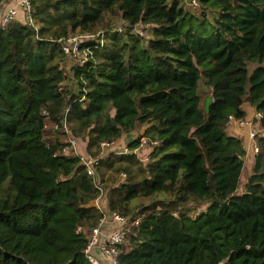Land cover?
<instances>
[{
	"label": "trees",
	"instance_id": "obj_1",
	"mask_svg": "<svg viewBox=\"0 0 264 264\" xmlns=\"http://www.w3.org/2000/svg\"><path fill=\"white\" fill-rule=\"evenodd\" d=\"M30 1L32 24L0 29V264H91L99 191L72 137H52L64 121L89 138V153L146 127L144 180L102 183L103 209L140 220L120 264H264V119H254L260 152L243 193L246 151L226 132L245 104L264 113V0H198L199 15L184 7L195 0ZM113 11L128 30L96 31ZM140 26L148 40L132 33ZM103 32L112 45L80 41L93 55L70 76L68 39ZM140 145L129 143L119 172L130 176ZM189 205L207 210L193 217Z\"/></svg>",
	"mask_w": 264,
	"mask_h": 264
},
{
	"label": "rangeland",
	"instance_id": "obj_2",
	"mask_svg": "<svg viewBox=\"0 0 264 264\" xmlns=\"http://www.w3.org/2000/svg\"><path fill=\"white\" fill-rule=\"evenodd\" d=\"M2 1H4L5 3L3 5L0 4V6H1L0 7V13H1L0 20H1V22H2L3 17L5 15H7L9 11H12V10H14L16 13L13 21L14 20H16V21L21 20V18L19 17L20 14L23 15V18L26 19L25 13L23 11V7L20 5L21 0H16V7L12 10H7L5 8L7 7V2L13 3L14 0H0V3ZM195 2L197 3V5L195 4ZM184 7L186 10L190 11L191 13H195L198 15L201 12H203V8L200 6V3L198 0H195L192 3L188 2L184 5ZM1 22H0V29L5 28L2 26ZM128 27H129V24L123 19L122 15L120 13H118L117 11H113V12L107 13L104 16L103 21L97 26L96 31H105V32H108L110 35H112L113 33H116V32L124 34L128 30ZM131 31L133 34L140 36L144 40H148L150 38L151 32H150L148 27L146 29H143L140 26V27H138V29L137 28H134L133 30L131 29ZM105 32H103L104 35L106 34ZM98 35L99 34H96V35H92V34L76 35V36L70 37L68 40L77 39V42H79V44H80V41L83 40L84 41L83 45H84L85 41H91L93 39L92 36L98 38ZM100 37L106 38V42H105L106 46L112 45L113 41L111 40V38H108L109 36H102L101 35ZM80 47L83 49L82 44H80ZM81 58L82 59L84 58L83 53H82V56H79L76 59H81ZM66 60H67L66 63L68 64L67 72L70 76H72L73 65L79 63V60H71L70 58L66 59ZM72 79H73V77H72ZM244 109L246 110V117L244 120H246V121L254 120V118L256 117V111L254 110V108L251 107L249 104H245ZM50 123H51L50 121L47 122L48 127H50ZM53 127H54L53 129H55L56 125H53ZM69 128H70V125H69ZM69 128H68V126H66L63 130L58 129V131H56V133H52L53 129H49L48 131H51L50 133H52V137L61 138L65 143L68 141L69 138L72 137V139H73L72 145L75 146V149L77 150L78 154L81 157H83V156L84 157H86V156H89V157L99 156V158L103 159V160L111 159L112 160V166L107 165V164H102L99 170L96 169L98 179L103 183V185L108 189V191L110 189L116 187V186L118 187V185L126 183L127 181H131L134 183H140L144 180V178H145L144 176L147 174L146 171H147V165H148V160H149V156H150V151L153 150L152 144L148 145L149 148H147L146 145L144 144V141L148 140L147 138L144 139L142 137V135L144 136V133L146 131V127L143 128L142 131L137 133V134H133V135H129V136L125 135L122 139L114 142V144L108 145V143H104V145L102 146V144H103L102 143L101 146H94L91 149V153H89V151H88V147L90 145L89 138L84 139L85 134L80 135V136H76L72 132H70ZM253 128L256 131H258V133H260V131H262L260 124L254 123ZM76 129H77V133L80 134L81 133L80 127L76 126ZM251 129H252V127H251ZM246 131H249V129L247 128ZM83 136H84V138H83ZM136 139H141V145L139 148L140 151H138V155H137L138 161L140 163L137 162L135 165L130 167L131 174H130V176H128L124 172H119V171H121L120 167H122V163L119 162V159H120V157H123L122 156L123 153H126V150L129 147V143L133 140H136ZM258 141H259V138L256 141V143ZM148 143H151V141H148ZM244 144H246L245 141H244ZM245 148L247 150V156L244 158L245 168H244V172H243V176H242V185H241V188H240L238 193L244 192L245 183L253 171L254 157L256 155L254 153L253 149H250L246 146H245ZM123 165L128 167V165L125 163H123ZM139 203H140V200L138 201V204ZM100 207L102 208L101 204H100ZM187 208L191 209V216H193V217H196L200 213L205 212L207 210L206 205H200V206L189 205V206H187Z\"/></svg>",
	"mask_w": 264,
	"mask_h": 264
},
{
	"label": "built area",
	"instance_id": "obj_3",
	"mask_svg": "<svg viewBox=\"0 0 264 264\" xmlns=\"http://www.w3.org/2000/svg\"><path fill=\"white\" fill-rule=\"evenodd\" d=\"M5 2L2 1L0 4H4ZM197 5V3L195 2ZM20 5L23 7V11L25 13L26 21L27 23L32 24V18H31V13H32V6H31V1L30 0H21ZM16 13L14 10L9 11L7 15H5L2 19V26L6 27L9 25ZM138 29V27H136ZM104 36L103 33H100L98 37ZM93 39L96 37L92 36ZM101 40L99 41L98 48L102 49L105 47V38L100 37ZM67 46L64 48L65 54L69 55L73 59L78 58L79 56H82V53L84 55V58L82 59H77L79 60L80 65H84L88 62V59L92 57L93 53L92 51L87 48V49H82L80 47L79 42H77V39H70L67 41ZM47 116L48 114L45 113ZM254 119L257 120H263L264 119V113H257L256 117ZM235 122L237 124L238 129L240 130H246L247 128L249 131H246L248 134V140L249 142L244 144L242 141L243 148L246 151V156H247V150L245 148L248 147L250 149H253L254 153L257 155L260 152V147H259V142L256 143V141L259 138L258 131H256L254 127V120L251 121H246V120H236L234 117H230V120L227 124V126ZM63 125L66 127V122H63ZM252 127V129H251ZM57 128V126H56ZM264 137V132L261 135ZM73 144V142H72ZM146 144V142H144ZM104 143L102 144V146ZM110 145V144H108ZM67 152V149H64L63 152ZM246 156L242 157L244 159ZM82 164L85 167L86 174L94 180L95 186L97 190L99 191V197L95 201V207L102 211L103 217L100 219V222L96 227H94L90 234H89V244L88 247L85 250V256L86 259L91 263V264H102L100 258L98 257V254L101 255L105 260L109 262V264H120L119 263V249L118 247L123 245L126 242L127 236L132 233L134 227L139 225L140 220H135L133 222H129L126 217L123 215L113 212L109 213L107 212V209L103 207H100V202L103 200L104 197V187L102 185V182L98 179L97 177V172H96V167L98 166L99 162L95 158H91L89 156L82 157ZM111 225H117L118 229H116L113 232H106L105 228L111 226ZM105 230V232H104ZM84 232L83 228L79 227L78 233Z\"/></svg>",
	"mask_w": 264,
	"mask_h": 264
},
{
	"label": "crops",
	"instance_id": "obj_4",
	"mask_svg": "<svg viewBox=\"0 0 264 264\" xmlns=\"http://www.w3.org/2000/svg\"><path fill=\"white\" fill-rule=\"evenodd\" d=\"M15 7H16V0H14L13 3H8L7 2V7L5 9L12 10ZM0 15H1V13H0ZM19 17L20 18H23V15L20 14ZM256 115H257V112H256ZM47 127H48V125H47ZM50 127H53V123H50ZM226 132H227L228 135H235V136L241 138L243 142L244 141L246 143L249 142V140H248V134H247L246 130H240V129H238L237 124L235 122H232V123H230L227 126Z\"/></svg>",
	"mask_w": 264,
	"mask_h": 264
},
{
	"label": "water",
	"instance_id": "obj_5",
	"mask_svg": "<svg viewBox=\"0 0 264 264\" xmlns=\"http://www.w3.org/2000/svg\"><path fill=\"white\" fill-rule=\"evenodd\" d=\"M204 87H205V90L208 91L206 85H204ZM211 102H212V99L210 97L206 99V104L205 105H206V110L207 111L209 110ZM113 125L116 126V123H115L114 120H113Z\"/></svg>",
	"mask_w": 264,
	"mask_h": 264
}]
</instances>
